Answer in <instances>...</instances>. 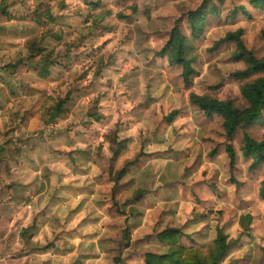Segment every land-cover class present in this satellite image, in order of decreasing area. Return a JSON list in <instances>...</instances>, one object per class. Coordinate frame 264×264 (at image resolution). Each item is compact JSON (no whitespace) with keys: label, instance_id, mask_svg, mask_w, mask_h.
I'll use <instances>...</instances> for the list:
<instances>
[{"label":"clouds","instance_id":"9594fccd","mask_svg":"<svg viewBox=\"0 0 264 264\" xmlns=\"http://www.w3.org/2000/svg\"><path fill=\"white\" fill-rule=\"evenodd\" d=\"M0 264H264V0H0Z\"/></svg>","mask_w":264,"mask_h":264}]
</instances>
